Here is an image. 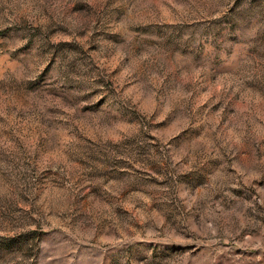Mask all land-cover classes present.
<instances>
[{
    "label": "rangeland",
    "instance_id": "374dc122",
    "mask_svg": "<svg viewBox=\"0 0 264 264\" xmlns=\"http://www.w3.org/2000/svg\"><path fill=\"white\" fill-rule=\"evenodd\" d=\"M0 264H264V0H0Z\"/></svg>",
    "mask_w": 264,
    "mask_h": 264
}]
</instances>
